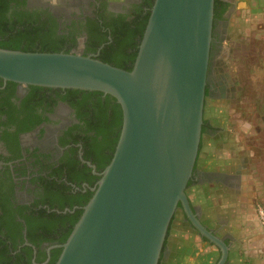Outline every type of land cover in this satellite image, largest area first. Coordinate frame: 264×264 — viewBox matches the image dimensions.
Listing matches in <instances>:
<instances>
[{
    "label": "water",
    "instance_id": "1",
    "mask_svg": "<svg viewBox=\"0 0 264 264\" xmlns=\"http://www.w3.org/2000/svg\"><path fill=\"white\" fill-rule=\"evenodd\" d=\"M213 20L214 0H154L129 71L76 53L0 49L4 83L97 92L121 109L111 161L96 174L55 264H159L179 205L219 248L217 264L226 263L227 246L200 224L187 197L201 144Z\"/></svg>",
    "mask_w": 264,
    "mask_h": 264
},
{
    "label": "flooded vegetation",
    "instance_id": "2",
    "mask_svg": "<svg viewBox=\"0 0 264 264\" xmlns=\"http://www.w3.org/2000/svg\"><path fill=\"white\" fill-rule=\"evenodd\" d=\"M218 1L223 4L217 9L219 17L213 20L204 115L206 108H222L229 101L230 77L218 66L225 56L224 49L227 46L222 45L225 40L230 39L235 44L232 52L237 74L244 73L249 78L253 68L245 63L247 57L242 50L245 43L231 38L228 31V26L231 25L239 35L242 34L240 28L247 20L242 21L239 13L237 15L240 20L233 16V23L229 19L240 11V4L244 9L264 12V0ZM144 2L145 0H11L7 13L12 17L18 16L19 19L20 15H29L32 20L45 23L55 38L64 39V48L73 43L69 53L97 59L104 45L111 40V26L108 23L118 16L128 20L132 14L147 12L149 9L142 6ZM89 22L97 23L100 28L99 39L105 42L96 50L88 48ZM262 35L264 39V34ZM254 69L253 75H256L257 69ZM259 70L262 75L264 62ZM251 93L249 88L245 97L247 110L236 107L249 116L255 111ZM90 101L76 90L21 87L0 80V264H53L59 258L64 244L62 241L76 212L82 210V205L92 194V184L98 178L96 174H100V167L105 166L110 157V153L104 150L90 156L95 162L87 158V143L89 139L93 141L92 137L95 135L92 122L98 115L89 105L86 107V103ZM241 102L243 103V99ZM203 120V127L206 126L205 138L213 136L212 125L205 118ZM107 139L109 138L105 136V143ZM199 163L197 158L187 187L191 212L207 231L227 246L228 257L225 264H235L237 258L239 261L241 257L236 250V241L220 221L224 216L222 211L220 208L202 207L201 200L205 198L203 187L213 191L212 185L215 184L206 180L205 175L210 176L211 173ZM57 186L65 189L56 193ZM51 201L54 205L62 204L63 210L50 209ZM69 203H75L71 209L67 206ZM179 207L176 212L179 209L180 215L173 224L171 220L169 228L177 230L178 226L188 225L189 236L193 240L197 239L200 245L216 251L218 262L221 256L219 248L197 233L182 206ZM262 209L264 210L263 206ZM42 212L47 215L56 213L66 218L64 222L54 223L39 216ZM168 244L165 239L160 256L162 260H159L161 264L170 254Z\"/></svg>",
    "mask_w": 264,
    "mask_h": 264
},
{
    "label": "rangeland",
    "instance_id": "3",
    "mask_svg": "<svg viewBox=\"0 0 264 264\" xmlns=\"http://www.w3.org/2000/svg\"><path fill=\"white\" fill-rule=\"evenodd\" d=\"M238 7L240 11L235 12L229 22L233 21V16L240 20L238 13L241 15L242 21L246 19L247 22L243 23L240 28L242 32L240 35L235 31L237 29L231 25L228 26V31L231 38L239 39L245 43L244 47H242L243 53L247 57L245 63L248 66H253V68L250 75H248L249 78L244 73L240 74L239 72L237 74L234 68L236 61L232 52L235 44L230 39L225 40V44H222L224 47L225 45L227 46L224 49L225 56L222 59V63L220 62L218 66L222 72H225L230 77L229 101L226 104L224 103L222 108H217L213 111L209 107L207 108V120L212 125V132L214 133L213 136L203 141V149L199 159L200 163L205 168L207 167V170L211 173L210 176L205 175L206 180H211L215 184L212 185L213 191L207 193V188L203 187L202 192L205 198L201 200L202 207L204 209L218 208V210L220 208L224 215L220 221H222V224L227 228V232L232 235V239L237 243H239L240 237L236 234L240 231V225L243 224V220L253 226L254 223L255 225L258 224L263 234L259 232L258 227L254 228L261 237H264V228L258 218V210L262 209V206L255 204L247 207L245 200H239L242 195L238 191L241 187L245 189L249 180L251 183H253L252 180H264V155L260 154L261 149L264 148V72L260 75L259 70L260 65L264 62V39L262 35L264 34V12L244 9L242 4ZM233 23L235 22L233 21ZM254 68L257 69V72L259 70V74L256 72V75H253ZM249 88L252 90L255 102L253 103L255 111L250 113V116L240 111L243 108L248 109L246 108L245 97L247 91L249 92ZM242 99L245 104L241 102ZM237 104L238 106H236ZM236 107H240V109ZM250 143L251 145L249 146ZM232 183H235V185H232ZM229 184L233 188V193L230 190L225 193L222 204L221 202L217 204L215 200L207 199L209 195L218 196L217 192L220 189H229ZM242 193L245 197V193ZM198 197L199 199L201 198L200 196ZM247 205L250 204L247 203ZM240 208H243L244 211L242 217L237 216ZM189 230L188 225L178 226L177 230L172 229L168 240L170 254L162 264H217L218 253L200 245L199 241L193 240L188 234ZM252 231L254 230L252 229ZM258 234H252L251 237L246 236V249H248L250 244H253L256 247L254 251L257 248L264 251L261 248L262 241ZM261 253L263 255L254 253V257L257 256L256 259H258L259 263L264 264V253ZM246 259H249V257L241 256L240 260L238 261L237 258L234 263L237 264L238 261V264H248L245 263Z\"/></svg>",
    "mask_w": 264,
    "mask_h": 264
},
{
    "label": "trees",
    "instance_id": "4",
    "mask_svg": "<svg viewBox=\"0 0 264 264\" xmlns=\"http://www.w3.org/2000/svg\"><path fill=\"white\" fill-rule=\"evenodd\" d=\"M11 0H0V49L10 50V51H21V52H38V53H69L70 48L73 46L71 43L67 48H64L65 42L64 39H57L52 33L49 32V29L46 27L45 23L38 22V20H32L29 15H20L12 17L11 14L7 13L8 6ZM154 0H145L143 3L144 8L150 9ZM223 3L218 0H214V19H217L219 16L217 9ZM12 17V18H11ZM16 17V18H15ZM149 17V10L147 12L140 11L138 14H132L131 18L124 19L121 16H118L116 19H113L108 26H111V40L109 43L104 45L102 48L98 60L102 63L108 64L110 66L129 71L131 70L137 51L140 44L147 20ZM89 50H96L100 45H103V40L99 39V29L97 23L89 22ZM97 36V38H96ZM84 99L91 100L86 103V107L89 105L93 110L98 114L92 122V131L95 132V135L87 143V158L92 160L90 157L94 152L99 153L104 150H107V153H110V157L105 164V166L100 167L99 172L101 173L104 168L109 164L114 153V148L117 143L121 121L122 113L120 106L116 103L115 99L110 96H105L102 98L101 93L97 92H84L79 91ZM205 109L204 118L207 120V114ZM215 110V109H214ZM213 111V110H211ZM212 113V112H211ZM98 116L100 120H98ZM208 127V126H207ZM206 132V126L202 127V138L200 144V150L198 155V160L200 159V154L203 149V141L209 137L204 136ZM107 136V141L105 143L104 137ZM110 151V152H109ZM95 162L94 160H92ZM71 179V178H70ZM99 177L93 182L95 186ZM72 180V179H71ZM61 189H65L62 186H57L56 193L61 192ZM62 190V191H63ZM92 194L90 195V197ZM58 197V194L56 198ZM88 198V200L90 199ZM87 200V201H88ZM87 201L82 205V207L87 203ZM75 203H69L67 206L69 209L72 208V205ZM62 204L54 205L53 201L50 202V209L57 211L63 210ZM180 209V207L178 206ZM178 211L173 215L172 223L176 221L177 217L180 215ZM82 210L76 212L75 219L71 223L67 234L65 235L62 243H65L69 237L75 223L80 218ZM39 216L42 218L48 219L51 222L58 223L64 222L66 216L58 215L56 213H41ZM172 230V227L169 228V232L166 238L168 243L169 235ZM68 235V236H67ZM205 240V239H204ZM61 253V252H60ZM59 253V255H60ZM59 257V256H58ZM58 259V258H57ZM57 259L53 264L56 263ZM162 258L160 259V261ZM159 264H161L159 262Z\"/></svg>",
    "mask_w": 264,
    "mask_h": 264
},
{
    "label": "crops",
    "instance_id": "5",
    "mask_svg": "<svg viewBox=\"0 0 264 264\" xmlns=\"http://www.w3.org/2000/svg\"><path fill=\"white\" fill-rule=\"evenodd\" d=\"M250 145H251V143L249 144V146ZM254 148L257 150L256 147H254ZM261 150H260L261 151L260 154L264 155V148H262ZM222 175H223V173H222ZM253 175H256V174H253ZM252 182L253 183H251V181L249 180L245 189H242V187L238 189L239 193H241V195H242V196L239 197V200L240 199L241 200H245V202L249 203L250 205H247V203H246L247 207H249L251 205H255V204H259V205L264 207V180H259L258 179L257 181L256 180L255 181L252 180ZM232 185H235V183H232ZM229 190H230V192L233 193V188H232V186L230 184H229V189H227V190H224V189L221 190L220 189L217 192L218 196L209 195L207 197V199L208 200H215V202H217V204L220 203V202L222 204L223 203V198L225 196V193L229 192ZM209 191H211V190L206 189V193L209 192ZM242 192L245 193V195H246L245 197L246 198L243 196ZM243 208H240L239 214H237L238 217H242L243 216V213H244ZM254 227L255 228L258 227L259 232L262 233V231H261V229H260L258 224L255 225V223H254V226H253L250 223H246V221L243 220V224L240 225V231L237 232V234H236V235H238L240 237L239 243L236 242L237 243V245H236L237 246L236 247L237 253L240 255V257L241 256H244V257L248 256L249 259H246V262H245V263H248V264H260L258 259H256L257 256L254 257L255 256L254 253H256V254H262L261 252L264 253V251H261L260 248H257L256 251H254L256 247H254L253 244H250L248 249L245 248V241H246L245 238H246V236L251 237L252 234H258V232L256 231V229ZM252 229L254 231H252ZM258 235L260 236V234H258ZM260 238H261V241H262L261 242V244H262L261 248L264 249V237L260 236ZM244 261H245V259H244Z\"/></svg>",
    "mask_w": 264,
    "mask_h": 264
},
{
    "label": "built area",
    "instance_id": "6",
    "mask_svg": "<svg viewBox=\"0 0 264 264\" xmlns=\"http://www.w3.org/2000/svg\"><path fill=\"white\" fill-rule=\"evenodd\" d=\"M258 218L261 226L264 228V210H258Z\"/></svg>",
    "mask_w": 264,
    "mask_h": 264
}]
</instances>
